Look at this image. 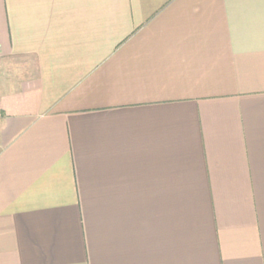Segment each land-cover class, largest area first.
<instances>
[{
  "label": "crops",
  "instance_id": "0c3cea01",
  "mask_svg": "<svg viewBox=\"0 0 264 264\" xmlns=\"http://www.w3.org/2000/svg\"><path fill=\"white\" fill-rule=\"evenodd\" d=\"M0 264H264V0H0Z\"/></svg>",
  "mask_w": 264,
  "mask_h": 264
},
{
  "label": "built area",
  "instance_id": "2783aa9c",
  "mask_svg": "<svg viewBox=\"0 0 264 264\" xmlns=\"http://www.w3.org/2000/svg\"><path fill=\"white\" fill-rule=\"evenodd\" d=\"M0 51H1V47H0Z\"/></svg>",
  "mask_w": 264,
  "mask_h": 264
}]
</instances>
